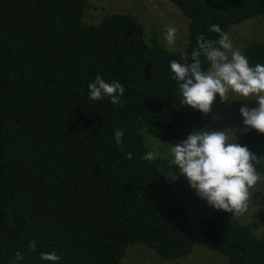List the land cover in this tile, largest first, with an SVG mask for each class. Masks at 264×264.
Listing matches in <instances>:
<instances>
[{
  "label": "trees",
  "instance_id": "trees-1",
  "mask_svg": "<svg viewBox=\"0 0 264 264\" xmlns=\"http://www.w3.org/2000/svg\"><path fill=\"white\" fill-rule=\"evenodd\" d=\"M167 1L187 21L179 50L157 23L145 34L142 2L0 0V264L16 252L24 264H42L38 253L53 250L61 264H124L133 244L145 264H172L203 243L224 257L220 264H264V207L257 219L223 211L190 218L183 177L162 175L168 143L211 128L209 114L180 105L169 62H190L198 36L218 38L211 25L228 32L263 14L264 0ZM242 53L264 64V40L250 39ZM96 75L122 83V107L89 99ZM116 129L125 132L123 149ZM238 142L264 159V134ZM153 148L160 158L142 160ZM32 239L36 253L27 249Z\"/></svg>",
  "mask_w": 264,
  "mask_h": 264
},
{
  "label": "clouds",
  "instance_id": "clouds-1",
  "mask_svg": "<svg viewBox=\"0 0 264 264\" xmlns=\"http://www.w3.org/2000/svg\"><path fill=\"white\" fill-rule=\"evenodd\" d=\"M209 31L218 34V38L207 39L204 35L196 38V47L191 52V61L171 60L169 70L178 86L180 105L202 114L212 112L217 99L228 100L229 94H235L240 101H252L256 107L246 104L239 109L243 128L212 130L205 126L203 130L193 129L177 144L168 143L169 164L163 172L166 182H176L182 176L191 189L214 210L245 214L249 209L252 189L262 179L264 173L258 169L264 167V159L249 149L247 144L238 142L237 133H249L255 130L264 134V64L252 65L249 58L235 48L231 36L223 31L219 24L210 26ZM178 29L166 26L164 40L171 48L177 42ZM207 65L205 67L204 65ZM125 87L118 80L109 82L96 75L88 84V97L92 101L108 99L114 106H123L122 97ZM214 119H220L219 116ZM123 129L114 130L116 145L123 149ZM161 153L153 148L141 159L149 163L159 159ZM133 154L127 153L131 160ZM29 253L37 252V240L28 242ZM42 264H61V256L56 251L39 252ZM25 255L16 252L9 264H24Z\"/></svg>",
  "mask_w": 264,
  "mask_h": 264
},
{
  "label": "rangeland",
  "instance_id": "rangeland-1",
  "mask_svg": "<svg viewBox=\"0 0 264 264\" xmlns=\"http://www.w3.org/2000/svg\"><path fill=\"white\" fill-rule=\"evenodd\" d=\"M131 1L135 2L133 3L132 7H134L138 2H142L145 4V6H141V8L139 9L133 8L135 11L137 9V15L139 18H141L142 22L144 21L143 23L145 25L147 24V27H145V34L148 32L149 27L154 26V23H157L158 26H161L164 29H166V26L168 25L175 26L178 29V38L176 44L173 47L178 50L180 49L178 46H181L183 48L186 41L185 34L187 29V21L182 15H180V11L174 4L170 3L167 0H108V3L112 6L111 8L116 9L130 7ZM153 15L157 17H165L167 19L161 23L160 20L156 17H153ZM239 24L240 25L237 24V26L232 27L228 30L235 48H239L241 51L246 43L250 41V39L264 40V13L256 17L244 20ZM241 99V97L235 94H229L228 100L226 102H221L219 96L217 95V99L214 101L212 106V112L209 113L211 121L210 126L213 130H224L228 128L235 129L244 127L242 118L239 113L240 107L246 104L248 107L252 108L256 107L257 104L254 100L252 101V99L254 98H250V101H240ZM217 116H219L220 119H214V117ZM242 134L244 133H237L238 137ZM181 182L185 187V190L181 191L189 193L185 195L187 200L184 201V204H186L187 206L186 209L187 212L190 213V218L191 215H193L194 217L202 216L201 219H204V217H208V215L205 214L218 211L208 206L206 201L201 200L196 195L195 191L190 188L188 182L184 177L181 179ZM251 191L252 195L250 197L249 209L247 212L254 215L257 219L261 217L262 209L264 207V179H262L256 186H254ZM228 214L232 215L233 213ZM198 221L199 220H195L196 223H198ZM191 224L193 227L192 231L194 229V238H199L200 235L197 231L196 225L193 221H191ZM260 226L263 227V224H261ZM134 245L136 244L128 246L130 247V250L128 249L129 252L125 256L124 264H145L142 260L144 259V254H140V245L132 247ZM195 251L196 248L194 252ZM196 252L197 253L195 256L193 255L183 262L172 264H189L193 261V259L195 260L192 264H220V259L224 258L215 249H211L209 247L206 248L204 243L202 245H198Z\"/></svg>",
  "mask_w": 264,
  "mask_h": 264
}]
</instances>
